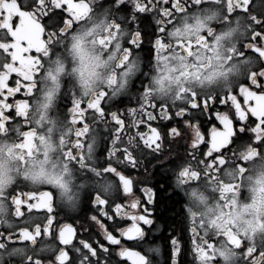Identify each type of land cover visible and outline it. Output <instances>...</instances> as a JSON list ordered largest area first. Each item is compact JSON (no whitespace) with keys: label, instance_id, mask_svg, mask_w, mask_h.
<instances>
[{"label":"snow or ice","instance_id":"1","mask_svg":"<svg viewBox=\"0 0 264 264\" xmlns=\"http://www.w3.org/2000/svg\"><path fill=\"white\" fill-rule=\"evenodd\" d=\"M169 2L171 6L165 7L164 5ZM207 2L208 0H192V5L193 8H199ZM251 3L252 0H222L220 6L225 13L222 22L212 23L210 18H206L209 22L205 23L196 18L195 22L190 24L187 22V14L193 8L187 7L188 0H113L108 7L92 5L91 0L88 2L0 0V97H2L0 98V137L15 139L16 143L12 147L16 149L15 156L20 162H26L33 157L35 151L33 142L37 136L35 122L30 114V104L27 99L6 103L8 96H14L21 88L20 80L15 81L16 87H8L9 75L16 73L22 77L25 81L23 84L25 93L32 94L37 90V74L43 68L50 48L54 49L73 26L82 20L91 21L94 15L111 16L114 19L101 29L99 35L92 37L91 43L101 50L119 49L121 58L118 66L122 68H131L132 65L128 61L134 56H142L143 67L147 68V71H141L136 78L146 79L147 83H143L142 79L141 87L135 92L132 83L131 90L126 95L137 98V107L126 108L123 112L119 109L108 111L112 107L111 102L117 98V90H113V85L116 83L114 75L109 78L107 89H102L92 96L80 98L77 90L72 91V108L68 110L70 119L67 118L72 130L68 144L65 145L61 140L63 150L60 158L64 162L65 172L69 170L70 165L81 179L92 176L99 184V188L93 187L85 191L82 204L95 205L94 210L109 220H113L114 217L119 218L116 223L127 216L132 224L127 228L114 230L119 233V237L136 238L138 243L142 242V246L147 245L146 233L140 224L142 222L144 225H153L154 221L148 208L142 207V202L135 198L133 191L135 178L125 175L123 171L118 170V167L130 166L131 169H135L140 164V157L145 151L160 152L161 144L158 141L161 140V136L151 124H148L149 133L136 132L135 135H128L122 130L126 127L135 128L145 122L135 119L138 113L146 116L148 121L155 120L156 116L147 109H155L157 102L160 108L159 115L163 119H170L168 105L176 107L177 102L190 105L192 109L199 107L201 111H206L214 99L220 104L228 103L234 109V116L240 127H234L233 119L227 112H217L216 119L223 125V129L216 127L211 129V138L207 142L206 151H201L199 147L204 141V135L198 124L184 121L194 133L190 145L193 155L176 164L173 170L175 184L178 187H188L203 181L216 193L220 201L215 203L216 214L208 223H204V218L196 216L191 209L186 211L184 215L187 221L186 230L191 233L188 248L193 256V264H220V258L226 256L224 252H218L215 243L218 239H222L229 247L241 251L244 264H264V247L257 248L250 240L239 235L233 237L226 231H217L215 235H210L207 231L216 225V219L224 216L226 210L232 211L234 208V196L240 192L241 182L247 170L245 164L253 158L264 156V82H261L264 80V0H259V3L253 7H250ZM126 4H131L132 10L124 16L120 14V9ZM153 12L156 15L153 16L155 28L152 31L141 30L138 24L135 29L129 27V23L136 24L140 19L139 14ZM239 13L245 15L251 13L250 33L247 38L252 39L253 42L246 45L240 42L238 47L228 48L226 55L221 57L219 51L222 48V37L217 35V31L224 23H230L229 17ZM64 14H67L68 18H64ZM104 24L105 21H101V25ZM257 27L261 29L259 33L256 31ZM88 35H91V30ZM42 36L45 38L42 39ZM257 39L260 40L259 46L255 43ZM145 40L150 47L144 48ZM121 41L123 45L127 41L129 47L122 46ZM79 47L80 41L77 40L73 48L79 50ZM242 48L253 50L256 56L246 54ZM32 49H35L37 55H25ZM145 56L148 58L147 61ZM248 56L255 57L257 63L243 79L250 81L256 91L239 84L237 94H232L235 85L223 91L226 93V98H221L219 95L221 92L204 93L195 90L196 83L203 84L205 80L210 81L219 74L213 70L214 61L225 65ZM164 64L168 65L170 72L175 73V80L181 85L171 103L159 101L151 95L152 74L156 73L163 84L165 77L161 75L160 69ZM125 75L126 72H121L122 77ZM120 87L123 88L124 84L121 83ZM198 96L206 97L199 105ZM83 102H86V108L81 107ZM5 109L14 111L6 115ZM186 111V108L181 107L175 112V116L182 117ZM89 112L91 116L88 115ZM125 115L132 118L127 126L125 119L122 118ZM250 116L256 118L254 126L244 123ZM18 120L21 122L18 123ZM48 131L51 132V129L49 128ZM102 131L108 133L107 138L101 135ZM246 131L252 134L250 138L252 141L259 143V150L253 146V143L245 141L243 136L236 135L237 132L243 134ZM169 132L173 136L180 135L175 127ZM123 135H127L126 140L122 139ZM98 139L110 140L111 146L107 149L106 166L93 167L91 161ZM232 144H235L236 148L227 147ZM12 147L8 149L10 156ZM117 153L120 155L118 156ZM44 159L47 160V153H44ZM57 182H60L59 179ZM138 190L148 198L145 203H151L154 195L152 189ZM240 194L242 195V192ZM6 199L11 204L13 215L19 218L20 222L15 225V232L6 229L7 235L0 233V264H4L5 255L19 256L20 264H43V261L34 257L50 251L58 252L55 254L54 264H117V261L112 259L113 253H110L109 249L99 241L95 242L97 247H93V244L83 239L79 241V247L75 246L73 237L76 235V229L72 224L60 225L57 221L58 227H52L55 221L54 213L59 209L53 190L44 187L19 195L10 192ZM117 200L123 203H118ZM104 205H107V208L103 207ZM129 209L132 211L130 212ZM209 212H212L211 208ZM90 219L99 225L107 241L112 245L120 244L118 236L113 235L97 215L91 216ZM13 239L26 242L25 247L9 249V241ZM50 239L58 240L64 247L57 250L54 243H47ZM170 243L171 264H181L180 258L185 246L181 244L179 238H172ZM27 246L33 249L31 255L25 251ZM65 247H69L75 253L74 258L69 257V251H66ZM154 251L158 253L159 249L147 246L149 254ZM114 254L127 257L133 261V264H153L149 255L122 246ZM101 256L104 257L103 261L100 259Z\"/></svg>","mask_w":264,"mask_h":264},{"label":"clouds","instance_id":"2","mask_svg":"<svg viewBox=\"0 0 264 264\" xmlns=\"http://www.w3.org/2000/svg\"><path fill=\"white\" fill-rule=\"evenodd\" d=\"M100 2L101 0H91L92 5L100 4ZM221 4L222 0H208L207 3H203L201 7L187 14V22L194 23L196 18L205 23L209 22L206 18H210L212 23L222 22L225 13ZM249 15L239 13L231 16L230 23H224L223 27L218 29L217 35L222 37V48L219 51L221 57L226 55L228 48L238 47L240 42L247 39L250 33ZM113 19L111 16L99 15H94L91 21L84 19L57 44L55 49H49V55L45 57L46 62L37 76V90L30 106L31 118L39 133L36 138V149L33 157L22 163L15 156L16 149L12 147V142L0 139V161H2L0 193H10L19 182H24L34 189L47 187L54 191L58 208L68 212L79 211L88 185L79 178L70 165L69 170L65 172L64 162L60 158L63 150L60 136L63 135L67 142L72 130L67 118L58 115V104L64 92L65 83L70 82L72 91L77 90L78 96L83 98L107 89V82L114 75L116 83L113 85V90H117L118 98L126 95L131 90L136 76L141 71H145L142 56H134L131 61H128L132 65L131 68H122L118 66L121 58L119 49L101 50L91 43L92 37L99 35L101 29ZM101 21H105V24L101 25ZM90 30L91 35H88ZM77 40L80 41L79 50L73 48ZM121 45L124 46L122 41ZM256 63V58L252 56L239 61L233 60L227 68L224 64L214 61L213 70L219 74L210 81L205 80L203 84L196 83L194 88L204 93L223 92L241 81ZM121 72H126L127 75L122 77ZM160 73L165 77L163 84L156 73L152 74L151 95L159 101L171 103L181 85L177 84L175 73L169 71L167 64L161 67ZM169 76L172 78L168 79ZM121 83L124 84L123 88L120 87ZM49 128L51 132L48 131ZM41 137H43L42 140ZM9 147H12L11 156L8 154ZM44 153H47V160L44 159ZM245 167L247 170L240 188L243 196L240 192L234 196L236 203L229 215L233 221L230 226L239 236L250 240L255 247L261 248L264 247V156L251 159ZM58 179L60 182H57ZM175 187L184 196L186 211L191 209L192 213H197L198 217L204 218L205 223H208L216 214L215 203H210L212 196L207 185L200 183L178 187L175 184ZM8 203L10 204L9 201ZM209 208L212 212H209ZM225 215L228 213L225 212ZM223 226L222 216L213 228L220 229ZM151 247L159 249L158 253L154 251L153 254L162 253L163 245L159 242ZM218 252H224L226 256V258H220V264H244L242 253L236 248L221 246ZM6 257L7 255L3 257L4 261ZM16 258L20 259L19 256ZM149 259L156 264L150 256Z\"/></svg>","mask_w":264,"mask_h":264},{"label":"flooded vegetation","instance_id":"3","mask_svg":"<svg viewBox=\"0 0 264 264\" xmlns=\"http://www.w3.org/2000/svg\"><path fill=\"white\" fill-rule=\"evenodd\" d=\"M74 2H78V0H74ZM85 2H88V0H85ZM112 3L113 0H101L99 5L104 7V6H109ZM258 3L259 0H252L250 7L257 5ZM164 6L170 7L171 4L169 2V4H166ZM187 7L189 9L193 8L192 0H188ZM193 9L190 12H192ZM131 10H132V5L126 4L122 6V8L120 9V14L127 16L128 13L131 12ZM155 15L156 13L154 12L141 13L139 14L140 19L136 21V24L129 23V27L135 29L136 25L138 24L141 30L146 29L147 31H152L155 28V22L153 20V16ZM64 18H68L67 14H64ZM73 28H75V25L73 26ZM256 31L259 33L261 29L257 27ZM43 38L45 37L42 36V39ZM252 42H253L252 39L247 38L243 41V44L246 45ZM255 43H257V45L259 46L260 40L257 39ZM124 46L129 47L127 41H125ZM56 47L57 45H55L54 49ZM148 47H150V45L148 44V41L145 40L144 48H148ZM242 51H244L248 55L256 56L253 50L242 48ZM25 55H37V53L35 52V49H32L30 53H27ZM147 59H148L147 56H145L146 61ZM224 66L225 68H227L228 64H225ZM145 71H147V68H145ZM142 79L143 78H139V79L136 78L135 81H133V92H135L136 89H139L141 87ZM16 80H20L21 88L17 93H15L14 96H8L6 103L11 104L14 103V101L16 100L27 99L31 106L32 99L34 98L36 91L34 90L32 94L27 95L23 88V84L25 83V81L23 80L22 77L18 76L16 73H12L9 75L7 80L8 87H16L15 84ZM261 82H264V80H262ZM143 83H147V80L143 79ZM239 84H243L245 87H249L253 91L257 90L254 86L251 85L250 81L246 79H242L241 81H239V83L236 84L232 94L235 95L239 92ZM6 91L7 90L5 89V93ZM219 95L221 98H226V93L224 92L219 93ZM205 98L206 97L204 96H198L197 98L198 105ZM72 99L73 97H72V89L70 87V82L66 81L64 92L58 104V111H59L58 115L65 116L66 118L70 119V114L68 110L72 108ZM238 99H240L241 103H243L240 96H238ZM103 104L104 102L102 101V105ZM111 104L112 107L108 109V111H114L119 109L121 112H123L124 109L126 108L137 107V98L135 96L122 95L116 98L114 101H112ZM81 107L86 108V102H83L81 104ZM181 107L187 109L186 114L182 117L175 116V112L178 111L179 108ZM168 110H169L170 119H163L159 115L160 108H159V102H157V106L155 109L153 108L147 109V111L153 112V114L156 116L155 120L148 121L146 116H143L138 113L135 119L142 120L145 122L139 124L135 128L129 129L126 127L124 130H122L123 132H126L128 135H135L136 132L149 133L148 124H151L152 128L157 129V131L161 136V140L158 141L161 144L160 152L149 153L145 151L144 155L140 157V161H141L140 164L135 169H131L130 166L128 168H125L123 166L118 167V170L123 171L125 175L135 178L134 187H133L135 198L142 202V207L148 208L149 213L151 214V218L154 221L153 225H144L142 222L140 224V226L145 230L146 233L145 238L147 240V245L142 246V242L138 243L136 238L129 239L128 237H119V233L114 230L119 228H127L132 224V221L127 216L124 217L122 220H119L118 223H116L115 221L118 220L119 218L114 217L113 220H109L107 217L101 216L96 210H94L96 208L95 205L85 206L82 204L79 211L77 212H68L62 208L57 209L56 212L54 213L55 221L52 225L53 228L58 227V224L56 223L57 221L59 222L60 225L66 223L72 224L73 227L76 229V235L73 237V244L75 246L79 247V241L83 239L93 244V247H97L95 242L99 241L101 244H103L106 248L109 249L110 253H113L112 259L117 261V264H133V261L128 259L127 257H119L114 254L115 252H118L120 250L121 246L131 249L133 251H140L142 254L145 255H149L156 262V264H171L170 241L172 238H179L181 240V244L185 246L184 252L180 258L181 264H193V256L190 249L188 248V242L191 233L186 230L187 221L184 219V215L186 213V210L184 208V196L181 194L178 188L175 187V177L173 171L176 168L177 163L182 162L183 160H186L191 155H193L190 149V145L194 133L188 126L185 125L184 121L187 120L190 121V123L198 124L201 133L204 135V141L199 146L201 151H206L207 142L211 138L210 137L211 129L213 127H216L221 130L223 129V125L216 119L215 114L217 112H227L229 116L233 119V124L235 128H239L240 124L236 121V118L234 116V109H232L230 104L228 103L220 104L219 101L215 99L210 102V107L206 111H201L199 107L196 109H192L190 105H187L182 102H177L176 107H172L169 104ZM13 111H14L13 109H5V114L7 115L9 113H13ZM88 115L91 116V112H89ZM122 118L125 119L126 126L130 123L132 119L130 117H127L126 115L122 116ZM17 122L19 123L21 121L18 120ZM255 122H256V118L250 116L248 121L244 123L254 126ZM110 127H111V123H110ZM173 127L178 129L180 133L179 136H173L170 134L169 130ZM35 134L36 136H38L39 134L36 127H35ZM101 135L104 136L105 138L108 137L107 132L102 131ZM236 135L243 136L245 141L253 143V146L257 147V149L259 150V143L254 142L250 139L252 136L251 133L247 131L243 134L237 132ZM0 139L11 141L12 146L15 145L16 143L15 139L12 137L9 138L0 137ZM122 139L126 140L127 135H123ZM61 140H63L64 144L66 145L69 143L70 136L68 138V141L66 142L65 137L61 135L60 142ZM33 144H34V148L36 149L37 146L36 140L33 142ZM110 146H111L110 140L98 139L96 141L95 150L91 161V166L93 167L106 166L105 161L108 159L107 149ZM227 147L234 149L236 148V145L232 144ZM117 155L119 156L120 154L117 153ZM113 166H117V165L113 164ZM81 180H83L84 183L88 185V188H86L85 190L93 187L99 188V184L95 182V178L92 176L85 177ZM201 183L209 187L212 196V201H210V203L220 202L218 200L216 193L211 190L210 186L203 181ZM143 188L152 189L154 195L152 197L151 203H145V201H147L148 198L141 191L138 190ZM36 190L37 189L30 187L24 182H19L16 186H14V189L11 191V193L15 195H19L22 193H27L29 191H36ZM8 194L9 193H0V209H2V211H0V233H4L5 235L8 234L6 229L15 232L16 231L15 225L20 222L19 218H16L13 215L11 204H9L8 199H6ZM241 196H243V193ZM21 198H23V196H21ZM129 199H131V197ZM117 202L123 203V201L121 200H117ZM103 207L107 208V205H104ZM129 211L131 212L132 210L129 209ZM225 212L228 213V215L223 216L224 226L220 229L213 227L209 228L207 231L209 232L210 235H215L217 231H226L230 233L233 237L238 236L234 228L230 226L233 224V221L229 218L231 210H226ZM111 214L112 213L110 212L109 215ZM195 214L196 216H198L197 213ZM93 215H97L98 219L101 220V222L108 228V230L112 232L113 235L118 236V238L120 239L119 245H112L110 241H107L104 238V235L102 234L99 225H97L95 222L91 221L90 219V217ZM220 218L221 217L216 219V224ZM157 242L163 245L162 253L149 254L147 252V246L155 245ZM25 243L26 242L24 241H16L15 239H13L12 241H9L8 247L9 249L13 247H17V248L25 247ZM47 243H54L57 250L60 247H64L59 243L58 240L50 239L49 242ZM221 246H223L224 248L228 247L227 243L224 240L218 239L215 243V247L218 251H220ZM65 250L69 251L70 258L75 257V253L72 252L69 247H65ZM26 252L28 255H31L33 252L32 247L27 246ZM55 254H58V252H51V251L44 252L34 257V259H40L41 261H43V264H54ZM100 259L101 261H103L104 257L101 256ZM13 262H15V264H20V259L17 260L16 256H12V257L7 256L5 258L4 264H13Z\"/></svg>","mask_w":264,"mask_h":264}]
</instances>
